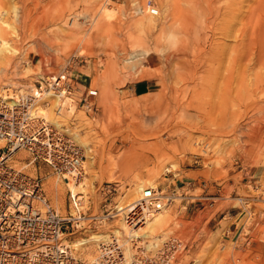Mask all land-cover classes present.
I'll list each match as a JSON object with an SVG mask.
<instances>
[{"label":"rangeland","instance_id":"obj_1","mask_svg":"<svg viewBox=\"0 0 264 264\" xmlns=\"http://www.w3.org/2000/svg\"><path fill=\"white\" fill-rule=\"evenodd\" d=\"M0 1V91L33 89L39 76L67 70L76 104L66 118L75 119L77 143L91 148L87 191L113 183L109 200L120 207L141 185L176 192L158 213L164 224L146 230L149 219L142 229L186 244L172 264H264V56L259 64L255 53L264 48V0H149L157 16L147 0ZM12 4L20 15L29 11L26 23H16ZM173 9L189 17L188 28ZM134 86L144 94L134 95ZM88 88L97 92L95 111L77 103ZM27 162L24 151L8 161L40 177L48 203L63 214L62 183L45 165ZM88 193L89 211L99 212L102 201ZM197 194L216 198L213 207L200 211L188 201L179 211L183 196ZM107 226L100 231L125 230L118 216ZM95 244L85 243L81 260L94 259Z\"/></svg>","mask_w":264,"mask_h":264},{"label":"built area","instance_id":"obj_2","mask_svg":"<svg viewBox=\"0 0 264 264\" xmlns=\"http://www.w3.org/2000/svg\"><path fill=\"white\" fill-rule=\"evenodd\" d=\"M144 7L149 15L156 14L149 0ZM73 90L74 84L67 70H63L55 76L39 77L37 87L27 92L9 88L0 93V141L3 143L0 149V264L173 263L187 249L186 244L174 235L150 238L142 227L149 220L148 214L170 207L180 197L176 192L144 188L136 200L130 202L136 212L130 216L124 213L127 204L123 207L111 204L109 199L115 192L113 183L95 188L92 185V197L102 201L99 212L89 211L88 194L67 191L64 212L59 214L45 198L40 178L28 177L9 165L14 152L25 151L28 165L33 162L45 165L65 186L80 183L79 178L84 176L81 169L84 150L75 143L70 125L55 126L37 111L47 106L43 99L52 94L56 98L55 115L58 116L67 106L76 104ZM96 96V90L87 89L77 103L83 110L95 111ZM191 159V164L197 163L196 156ZM182 199L185 201L179 211L186 209L188 201L201 211L212 208L216 198L197 194ZM236 201L242 200L236 198ZM117 216L125 227L124 231L118 230L121 235L118 237L111 230L102 233L109 230L107 225ZM99 232L107 238L96 241L94 259L81 260L80 248L85 246L78 245L84 238L81 234ZM224 233L227 235L228 230ZM248 243L245 239L244 244Z\"/></svg>","mask_w":264,"mask_h":264},{"label":"bare ground","instance_id":"obj_3","mask_svg":"<svg viewBox=\"0 0 264 264\" xmlns=\"http://www.w3.org/2000/svg\"><path fill=\"white\" fill-rule=\"evenodd\" d=\"M183 1V0H182ZM202 1H204V2H206V1H208V0H202ZM11 2V1H10ZM214 2V1H213ZM22 3V2H21ZM24 3V2H23ZM29 3V2H28ZM35 3H36V0H35ZM178 3V2H177ZM206 3H208V2H206ZM215 3V2H214ZM260 3H262V1H259V3L258 4H260ZM26 4V3H25ZM0 5L2 6L3 4H2V2L0 1ZM32 5V4H31ZM209 5H210V3H209ZM27 6V5H26ZM23 6H21V8H22ZM33 7V6H32ZM188 7H190L189 5H188ZM27 8V7H26ZM191 8V7H190ZM209 7L207 6V9H208ZM261 8V7H260ZM34 10H35V7L33 8ZM153 9L156 11V14L154 15V16H157V14H158V11L153 7ZM192 9V8H191ZM259 9V8H258ZM11 12H12V14H13V16H14V20L16 21V23L18 24V23H22V24H24V23H26L27 22V20L30 18V13H29V11L28 10H23L24 11V13L22 14V15H20L21 13L19 12V11H17V9H16V7H14V4H12V6H11ZM37 10V9H36ZM187 10V9H186ZM193 10V9H192ZM192 10H190V11H192ZM260 10V9H259ZM136 11V13H141L142 11H143V9L141 8V7H137V10H135ZM182 11V10H181ZM188 11V10H187ZM194 11V10H193ZM2 12V11H1ZM189 12V11H188ZM3 13V12H2ZM1 13V14H2ZM20 13V14H19ZM173 13H174V15L175 16H177L176 17V19H181L182 20V22H183V24L185 25V27L186 28H188L189 26H190V23H191V20L189 19V17H186L185 16V14H183V12H181V14L178 12V11H176V10H174L173 9ZM190 13V12H189ZM264 13V12H263ZM6 14V13H5ZM4 14V15H5ZM44 14V13H43ZM187 14V13H186ZM32 15V14H31ZM188 15V14H187ZM194 15V14H193ZM217 15V14H216ZM71 17V16H70ZM74 17V16H73ZM2 18V17H1ZM246 18H248L247 19V21H249V20H251V18H252V14H250L248 17H246ZM258 18L260 19V20H264V16H258ZM2 20V19H1ZM207 21V20H206ZM156 23V22H155ZM206 24V23H205ZM259 24V23H258ZM207 25V24H206ZM260 25V24H259ZM192 26V25H191ZM254 26V25H253ZM209 27V26H208ZM259 27V26H258ZM260 27H264V26H260ZM259 27V28H260ZM207 28V27H206ZM203 29H205V28H203ZM241 29V28H240ZM263 29V28H262ZM262 29H260V30H262ZM189 30V29H188ZM264 30V29H263ZM191 31V30H190ZM241 31H242V29H241ZM240 32V31H239ZM250 32V31H249ZM253 32V31H252ZM262 33L264 32V31H261ZM260 32V33H261ZM241 33V32H240ZM239 33V34H240ZM257 33V32H256ZM256 33H254V34H256ZM262 33H261V36H263L264 35V33H263V35H262ZM251 36V35H250ZM259 36V35H258ZM248 37H249V35H248ZM256 37V36H255ZM249 38H251V37H249ZM257 38V37H256ZM256 38H254L255 40H256ZM260 38V37H259ZM259 38H257V39H259ZM254 40V41H255ZM249 41H251V39L249 40ZM258 41V40H257ZM257 41H255V42H257ZM259 41L261 42V44H264V37H261L260 39H259ZM250 43V42H249ZM252 43H254V42H252ZM256 44H258V47H259V45L260 46H262L260 43H255L254 45L255 46H257ZM253 45V46H254ZM250 46V44L248 45L247 44V47H249ZM253 46H251V47H249L251 50L253 49ZM263 47H264V45H263ZM246 50V52H248V49H245ZM254 50V49H253ZM257 50V49H256ZM255 50V53H257L258 54V63L260 62V60L263 58V56H264V48H260V49H258L259 51L257 52ZM241 51H243V50H241ZM246 52L244 53V54H246ZM249 52H250V50H249ZM248 52V53H249ZM182 53V52H181ZM242 53V52H241ZM240 52H239V54H241ZM181 55V54H180ZM251 55H252V53H251ZM142 56V55H141ZM182 56V55H181ZM238 54H237V58H238ZM241 56V55H240ZM133 57H135V56H132V58ZM184 57V56H183ZM244 57V56H243ZM246 57V56H245ZM248 57V56H247ZM251 57V56H250ZM253 57V56H252ZM256 57H257V55H256ZM236 58V59H237ZM245 59V58H244ZM247 59V58H246ZM245 59V60H246ZM249 59V62H250V58H248ZM247 59V60H248ZM238 60H239V58H238ZM252 60V59H251ZM262 60H264V59H262ZM240 61V60H239ZM260 64V63H259ZM39 77H43V78H45V77H50L49 75H46V76H39ZM39 79V78H38ZM36 82H37V80H36ZM37 86H34V88H36ZM13 89V88H11V87H3V88H1V91H0V93H3V90H7L8 91V89ZM89 89V88H88ZM17 90V89H16ZM19 92H27V91H29V89H25V90H18ZM97 93V92H96ZM51 96L52 98H53V101H54V105H53V107H52V113H53V115H54V117L56 118L54 121H48L49 120V118H48V116H47V110L49 109V106H48V102L46 101V99L48 98V97H46V98H44L43 100H45V102H46V104H47V106L46 107H44V108H37V111H39V113L40 114H42V116L44 117V118H46V120H47V122H49V123H53L55 126H60V125H70V131H71V133L73 134V139H75V143L79 146V148L83 151V155H84V160L82 161V163H81V169H82V171L84 172V176H85V164H86V162H87V165H88V163H89V161H91V159H92V155H91V148H89L88 146H86V147H84V146H82V145H80V142H79V144L77 143V140H78V138H79V134H78V132H77V130L73 127L74 125H73V123L75 122V119H73V115L70 117V118H66V115L67 114H69L70 113V111H71V109L75 106V105H73L74 104V102L72 103V104H70V107L69 106H67L58 116L57 115H55V108H56V102H55V97L52 95V94H48L47 96ZM44 96V95H43ZM67 101V100H66ZM1 142V141H0ZM25 152V151H24ZM15 153V152H14ZM13 153V154H14ZM17 160V159H16ZM19 163V162H18ZM25 166H29L28 164H24ZM12 168H14V169H16L15 167H13L12 165H10ZM16 170H18V171H20L21 173H23L20 169H16ZM24 175H26L25 173H23ZM53 175V174H52ZM26 176H28V175H26ZM54 176V175H53ZM84 176H82L81 178H79V184L77 185V186H75V185H73L72 183H69L68 185H64L61 181H59L55 176H54V178H55V180H57V181H59V182H61L62 183V185L64 186V188H65V190H66V193H67V191H69V192H71V193H82V194H84V195H87V194H89L88 192H90V194H92L93 193V191H92V188L91 189H89L90 191H87V189L82 185V181H83V179H84ZM29 177V176H28ZM35 177H38V176H35ZM38 178H40V177H38ZM40 180H41V178H40ZM42 181V180H41ZM96 186H94V188H95ZM150 188H152V189H156V188H153V187H150ZM144 188H143V185H141V186H138L135 190H136V198L138 197V195L141 193V191L143 190ZM195 189H198V187H195ZM42 191H43V189H42ZM44 192V191H43ZM177 194V193H176ZM178 195V194H177ZM45 198H46V196H45ZM136 199H134V201H135ZM84 201H85V199H84ZM134 201H132V202H134ZM112 204V203H111ZM50 205V204H49ZM112 205H114V204H112ZM129 205V206H128ZM51 206V205H50ZM52 207V206H51ZM116 207H119L118 205L116 206ZM53 208V207H52ZM64 208H65V206H64ZM121 208H119L118 210H120ZM165 209H167V208H165ZM56 210V209H55ZM57 211V210H56ZM58 212V211H57ZM59 213V212H58ZM124 213H127V214H129L130 216L131 215H134V214H136V212L134 211V209H133V204L131 205V203H128L127 204V206H126V208H125V210H124ZM159 212H157V213H153V214H148V217H149V219L151 220V222L149 223V224H147L146 222H149V221H145V223H146V227H145V223H144V225H143V227L142 228H144L145 227V229L146 230H151L154 226H156V225H162V224H164V217L163 216H159L160 214H158ZM60 214V213H59ZM154 219V220H153ZM109 223V222H108ZM137 230H138V228H136L135 230H133L134 231V233L135 232H137ZM140 230H141V228H140ZM114 233L116 234V235H118V237L121 235V233L120 232H117V231H114ZM87 238V237H86ZM106 238H107V236H105V235H102V233H96V234H91V236L89 237V238H87V239H81V240H79L78 242H79V244L78 245H85V243H93V242H96V241H104V240H106ZM72 242H70V244H71ZM74 246H77V244H75ZM80 249H82V248H80ZM91 258V257H90ZM175 261V260H174ZM173 261V262H174ZM172 264V263H171Z\"/></svg>","mask_w":264,"mask_h":264},{"label":"crops","instance_id":"obj_4","mask_svg":"<svg viewBox=\"0 0 264 264\" xmlns=\"http://www.w3.org/2000/svg\"><path fill=\"white\" fill-rule=\"evenodd\" d=\"M142 88H143L142 86H134V87H132L131 90H132L134 95H142V94H144Z\"/></svg>","mask_w":264,"mask_h":264}]
</instances>
